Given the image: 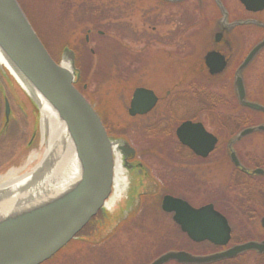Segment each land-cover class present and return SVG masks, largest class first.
<instances>
[{"label": "rangeland", "instance_id": "rangeland-1", "mask_svg": "<svg viewBox=\"0 0 264 264\" xmlns=\"http://www.w3.org/2000/svg\"><path fill=\"white\" fill-rule=\"evenodd\" d=\"M20 1L57 61L63 60L66 48L76 53L81 71L77 88L96 107L108 131L114 133L112 136L126 138L138 150L144 170L152 174L149 189L157 191L143 204L132 203L123 217L126 222L119 218L123 222L121 227L112 226L105 234V237L115 236L106 242L103 250L78 242L70 250H64V254L71 252L73 257L66 256L56 264H147L172 249L195 255L216 251L209 242H193L181 232L172 215L161 209L160 199L164 194L181 197L195 207L214 203L235 229L233 243L264 238L259 224L264 214V180L241 175L229 165L225 155L224 159L221 157L227 136L262 117L239 105L232 73L264 39V26L256 23L258 26L249 24L238 29L233 72L212 83L191 72L201 61L223 18L213 0ZM222 2L231 20L264 24V11L250 14L238 0ZM0 66L4 67L2 63ZM187 76H192L190 86L184 78ZM244 79L248 99L262 103L264 48L244 70ZM138 87L154 90L161 102L151 114L133 118L128 108ZM187 119L203 121L209 130L220 135V147L211 156L197 158L175 135L162 134L168 127L175 130ZM39 130V145L31 151L28 149L26 154L24 150L21 165L33 153L39 154V159L24 173L32 171L46 152L41 118ZM235 148L246 161L264 167V135L246 136ZM129 188V182L124 184L122 198L130 197ZM246 210L250 216L254 212L256 218L244 217L242 211ZM246 259L249 261L244 264H264V255L259 254L245 253L237 260Z\"/></svg>", "mask_w": 264, "mask_h": 264}, {"label": "water", "instance_id": "water-1", "mask_svg": "<svg viewBox=\"0 0 264 264\" xmlns=\"http://www.w3.org/2000/svg\"><path fill=\"white\" fill-rule=\"evenodd\" d=\"M215 1L222 11L223 21H226L228 11L221 0ZM240 2L249 11L264 10V0ZM244 23L264 26L250 20L237 21L231 25ZM263 48L264 39L250 50L237 69L236 93L243 106L264 113V104L247 99L241 76L242 71ZM0 52L10 65L3 63L5 69L31 101L39 105L37 98L42 97L65 122L80 169L79 178L60 191L27 201L15 208H0V264H42L76 238L103 209L113 190L115 152L129 155L136 150L129 142L109 136L95 106L75 85L81 74L76 67L75 53L68 51L70 68L57 62L18 0H0ZM205 61L212 72H220L226 66L225 56L214 51L206 55ZM157 101L158 96L153 90L139 87L133 93L129 113L132 116L146 114L156 106ZM10 113V102L5 97V114L9 116ZM253 131H264V124L243 129L232 139L231 145ZM177 136L183 144L203 157L208 156L218 142V138L208 132L201 122L182 123L177 129ZM231 159L236 166H241L235 151H232ZM251 173L264 174V170L256 169ZM4 194L7 193L0 196ZM9 194L13 196L14 193ZM162 209L173 213V220L195 242L209 241L226 246L231 239L227 218L213 204L194 207L182 198L165 195ZM261 222L264 227V217ZM253 250L264 254V240L247 241L207 255L171 250L150 264H165L172 260L183 264H209Z\"/></svg>", "mask_w": 264, "mask_h": 264}, {"label": "flooded vegetation", "instance_id": "flooded-vegetation-1", "mask_svg": "<svg viewBox=\"0 0 264 264\" xmlns=\"http://www.w3.org/2000/svg\"><path fill=\"white\" fill-rule=\"evenodd\" d=\"M242 7L245 9V7L243 5H242ZM247 12L250 14H257L255 12H249V11H247ZM235 22L236 21L231 20L230 17H228V19L226 21H223V18L221 19V21L219 22V25L217 26V28L214 31L213 40H212V42L210 41L211 43H209L207 50L204 53L201 61H199L197 63V65L192 68V72H191L192 74H195L199 78L202 77V79H205V80L213 83V82H215V80L217 78L224 77L225 75L228 76L229 72H231V73L233 72L232 69H233L234 60H235L234 48H235V45L237 43L236 41L238 40L236 38L237 35H235V33L236 32L238 33V29H240L241 27H248L249 24H254V23H244V24L231 25ZM227 25H230V26H227ZM250 26H253V25H250ZM68 51H69V49L64 50V56H66L67 58L70 57V54L68 53ZM212 51L218 52V53L222 54L223 56H225V58H226V66L220 72H212L211 67H208L206 65L205 56L209 52H212ZM75 60L77 61V56L75 57ZM237 69H238V67H237ZM237 69L232 73L233 85L235 87V90H236V72H237ZM244 70L242 71L241 76L243 78V82L245 85ZM184 78L187 80V83L190 86L192 84L191 83L192 76H187ZM78 84H79V81L77 82L76 85H78ZM182 84H183V81L181 83H177V87H180ZM5 85L9 86L8 78H7V71L4 70L0 66V96H1L2 92L5 90ZM83 87L86 88L85 86H83ZM156 95L159 97L158 102H157L156 106L146 115L151 114L152 112H154L159 107L160 102H161V98L158 95V93H156ZM5 97H7L9 99L10 107H11V113L9 116H6V114H5V98L0 97V176L4 175L5 173H7L10 169H12L14 167H21L22 166L21 164L23 163V161L25 159L24 158V150L26 151L27 149H30V147L33 145L34 141L37 138V124L35 122L36 116L24 113V109H25L24 102L22 99L19 98L18 95H17V99H15V100L9 98V96H5ZM238 102H239V105L241 107H243L244 109H248V110L250 109L249 107L243 106L240 103L239 99H238ZM259 103L264 104V100L262 103L259 101ZM250 110H253V109H250ZM253 111L255 112L256 116H262L261 119H257L255 121L256 123L248 125V126L242 128L240 131H242L243 129L248 128V127H256L258 125L264 124V113H262L260 111H256V110H253ZM146 115H136L134 117H143ZM187 120H191L193 122H201L208 132L212 133L213 135H215L218 138V143H217L215 149L207 157L211 156L220 147V141H221L220 135L218 136V134L209 130L208 127L203 123V121H198L196 119H187ZM179 125H181V124H179ZM179 125L176 127L175 130L169 129V127H168L167 130H164L162 134L169 135V136L175 135V137L177 138V132L176 131H177ZM238 133H236L234 135L227 136V138H226L227 140L225 142V149H224L223 155L221 156L222 159H224L223 156L225 155V158L227 159L226 161L229 163V165H232L237 170H239L241 175H244L246 177H250L253 179H258L257 177H259L261 180H264V174L251 173L253 170H256V169H263L264 170V167L256 166V165H253L252 163L246 161L241 156V154L237 150V148H235L236 144L243 141L246 136H244L243 138H241L240 140L236 141L234 144L231 145L232 139ZM254 133H257V134L259 133V134L264 135V131H253L249 135L254 134ZM25 134H27V135L29 134V139L26 142V144H25L24 140H26L28 136ZM249 135H247V136H249ZM118 140L127 141L122 137H119ZM185 148L190 150L197 158H200V159L207 158V157L197 156L190 148H188V147H185ZM232 151H235L241 166H236L232 162V159H231ZM247 157L249 158V156H247ZM121 159H122L124 171L130 176V182H137L138 183V190H139L138 194L131 197L130 205L125 210V212L123 213V214H126L127 210H129L131 208L132 203H134L135 201L136 202L140 201V203H141L143 201V199H146L148 197H151L152 195H155L157 193V191L151 192L149 189V184L153 179L152 174L150 171L146 172L144 170V162L139 157V152L137 149H136L135 153H131L129 155L122 153ZM215 162H216V159H215ZM17 164H19V165H17ZM242 167L246 168L247 170H243ZM118 203L115 206L114 210H116V208L119 207ZM210 203H212V202H210ZM212 204L214 205V203H212ZM255 204L257 205V202H255ZM214 207L216 210H218L215 205H214ZM251 211H256V210H251ZM242 212L244 214V217H246V218H256L254 215V212H252L253 214L251 216H250L249 212H247V210L242 211ZM222 214H224V213H222ZM122 216H125V215H122ZM110 217H111V215L109 213H107L105 211H101V214L99 216H97L96 218H94L93 220H91L90 223L76 236L74 241H71L66 247H64L63 249L58 251V253H56L50 260H48L42 264H56L58 262H61L63 260L62 258L66 257V256L67 257H69V256L73 257L71 252L64 254L65 253L64 250L65 249L70 250V248L74 244H77L78 241H79V244L82 246H91L93 248L100 247L99 249L102 248V250H103V247H105V245L107 244L106 242H103V241L111 236V235H108L105 237V234H107L110 231L109 229L112 227V226H110V224L112 223L113 220L109 219ZM172 217H173V215H172ZM225 217L227 218L228 223L231 227V240L228 243V245H226V246L213 245V247L216 249V251H214V253L227 250V249L233 247L234 245L241 244V243H244L247 241H263L264 240V238H261V239L259 238V239H249V240H246V241H243L240 243H233L235 229L233 228V226H231L229 218L227 217V215H225ZM263 217H264V214L261 215V217L259 219V222H260L259 224H260L261 230L264 232V227H263L262 222H261ZM120 218H122V217H120ZM117 222H120L119 218H118ZM89 225H91V227H89ZM115 226L116 225H114V227ZM72 250L74 251V249H72ZM81 250L82 249H80V251ZM247 253L262 255L260 253H257L256 251H248V252H246V254ZM243 254L244 253L239 254L235 258L215 261L211 264H223V263L224 264L225 263L241 264L242 262H243L242 264H244V263L248 262L249 259H246L247 261L245 260L242 262H238L239 260H237ZM97 255L100 256L101 254L99 252H97ZM57 258H58V260H57ZM156 258H154V259H156ZM154 259L149 261L147 264H150L152 261H154ZM165 264H183V263L172 260V261H169Z\"/></svg>", "mask_w": 264, "mask_h": 264}, {"label": "bare ground", "instance_id": "bare-ground-1", "mask_svg": "<svg viewBox=\"0 0 264 264\" xmlns=\"http://www.w3.org/2000/svg\"><path fill=\"white\" fill-rule=\"evenodd\" d=\"M0 62L7 63L0 52ZM69 67V63H65ZM41 108V136L46 152L43 159L32 171L25 172L26 168L39 159V154L33 153L26 159L21 167H14L0 176V208L11 209L23 205L27 201H33L41 196L53 194L69 186L80 176L75 146L68 135L67 126L61 120L54 108L42 97L37 98ZM119 162V155L117 156ZM116 191L119 192L120 166L116 167ZM123 182V178L121 177ZM30 182V183H28ZM119 182V183H118ZM25 187H29L26 188ZM117 192V194H118ZM9 193H14L9 196ZM29 196V197H28Z\"/></svg>", "mask_w": 264, "mask_h": 264}, {"label": "trees", "instance_id": "trees-1", "mask_svg": "<svg viewBox=\"0 0 264 264\" xmlns=\"http://www.w3.org/2000/svg\"><path fill=\"white\" fill-rule=\"evenodd\" d=\"M19 2L21 3L20 0H19ZM8 83H9V86L5 85V90L3 91L4 93L2 92L0 97L4 98L5 96H9V98L15 100V99H17V95H18L19 98L22 99L24 102V106H25L24 113L35 115L36 116L35 122L37 124L38 111H37L35 104L33 102H31V100L24 94V92L20 89V87L17 85V83L14 81V79L11 76H8ZM110 134L114 135L113 132H110ZM37 145H38V138L34 142L33 146L30 147V149L36 147ZM27 152H28V149L25 151V154ZM130 192H131L130 193L131 197L138 194L139 190H138V183L137 182L132 183V187H131ZM152 196H154V195H152ZM144 202H145V199H143L142 204ZM129 205H130V200L129 199L124 200L121 203V205L119 206V208L116 210V212H114L111 215V218L120 217L123 214V212L129 207ZM89 227H91V225H89ZM114 236L115 235L112 234L109 238H107L103 242H109L112 239V237H114Z\"/></svg>", "mask_w": 264, "mask_h": 264}]
</instances>
